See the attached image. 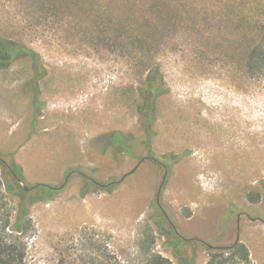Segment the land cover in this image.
I'll return each instance as SVG.
<instances>
[{
	"label": "rangeland",
	"instance_id": "374dc122",
	"mask_svg": "<svg viewBox=\"0 0 264 264\" xmlns=\"http://www.w3.org/2000/svg\"><path fill=\"white\" fill-rule=\"evenodd\" d=\"M253 47L264 53V0H0L5 241L28 264H178L162 223L196 264L236 241L249 250L238 264H264V80L246 66ZM151 65L165 93L148 136L137 88ZM12 162L32 187L20 211L5 190Z\"/></svg>",
	"mask_w": 264,
	"mask_h": 264
},
{
	"label": "trees",
	"instance_id": "16d2710c",
	"mask_svg": "<svg viewBox=\"0 0 264 264\" xmlns=\"http://www.w3.org/2000/svg\"><path fill=\"white\" fill-rule=\"evenodd\" d=\"M137 36L139 40H142V42L141 41L139 42V49L144 50L142 44L143 46L147 44L146 35L143 32H140L138 33ZM18 52L19 53L22 52L26 55L33 54L30 50L22 47H19ZM246 66L249 71L261 74L264 80V53H262L261 48L253 47L249 51ZM33 67L35 70H37L38 73L39 72L38 70L40 68L37 66L36 62H34ZM43 76H44V70L41 71V73H39L38 75H36L35 79L37 77H39L40 79ZM28 85H33V80L28 81ZM137 92L139 93L141 99V102L138 105V112L142 122V128L148 134V136H151L153 134L151 125L156 117L155 116L156 100L159 96L165 93V89L163 88V78L159 72V68L157 65H151L146 69V74L143 77L142 84L138 86ZM122 134L123 133H121V135ZM123 151H125V149H123ZM169 157L172 158L173 162H177L178 160L181 159L182 155L169 156ZM7 168L10 174L13 176L14 179L13 183L15 185L8 183L7 185H5V190L10 194H17L19 196L20 199L19 211H20L22 209V199L24 198V195L27 193V191L24 190V187L22 188L20 185V182L22 181V169L15 162H12L9 165H7ZM112 188L113 186H108L107 190L111 191ZM15 189L16 192L14 191ZM44 190H45L44 194H46V196H50L54 192L53 188L45 187ZM21 222H22L21 215L18 214V216L16 217V221L12 224V229L20 232L22 230ZM9 223L10 221H6L4 228L8 226ZM158 225H159L158 232L161 235H165L167 237V240L164 243L165 246L172 247V254L177 258L178 264H196L192 257H188L184 255L183 247L187 242L184 239H182L174 231V229L170 228V230L168 231L165 229V227H163L162 223H159ZM208 250L211 252L210 255L211 258L206 264H238L236 261L237 255H239L244 260V262L249 261V250L243 243L240 242H236L232 244L227 249H214L211 246H209ZM222 254H228V256L224 257L222 256ZM0 264H28L24 261V257L21 249H18L12 243H7L5 241V238L1 235V232H0Z\"/></svg>",
	"mask_w": 264,
	"mask_h": 264
},
{
	"label": "flooded vegetation",
	"instance_id": "af4514ba",
	"mask_svg": "<svg viewBox=\"0 0 264 264\" xmlns=\"http://www.w3.org/2000/svg\"><path fill=\"white\" fill-rule=\"evenodd\" d=\"M8 60V58H7V54L5 55V60H4V62L5 61H7ZM36 84H37V81H36ZM93 182V181H92ZM108 186H113V188H114V186H115V184L112 182V183H109V184H107V187H104L106 190H107V188H108ZM112 188V189H113ZM236 242H238V241H236ZM235 242V243H236ZM234 244V243H233ZM245 245V244H244ZM246 246V245H245ZM230 246H228V247H226V248H222V249H227V248H229ZM247 247V246H246Z\"/></svg>",
	"mask_w": 264,
	"mask_h": 264
},
{
	"label": "water",
	"instance_id": "95a60500",
	"mask_svg": "<svg viewBox=\"0 0 264 264\" xmlns=\"http://www.w3.org/2000/svg\"><path fill=\"white\" fill-rule=\"evenodd\" d=\"M32 189V187H28V186H24V190L25 191H29V190H31ZM158 198V197H157Z\"/></svg>",
	"mask_w": 264,
	"mask_h": 264
},
{
	"label": "crops",
	"instance_id": "0c3cea01",
	"mask_svg": "<svg viewBox=\"0 0 264 264\" xmlns=\"http://www.w3.org/2000/svg\"><path fill=\"white\" fill-rule=\"evenodd\" d=\"M18 44V43H17ZM20 44V43H19ZM23 44H26L25 42Z\"/></svg>",
	"mask_w": 264,
	"mask_h": 264
}]
</instances>
